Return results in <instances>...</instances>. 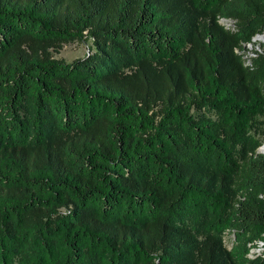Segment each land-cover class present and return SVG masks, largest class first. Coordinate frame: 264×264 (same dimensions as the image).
<instances>
[{"label":"trees","instance_id":"trees-1","mask_svg":"<svg viewBox=\"0 0 264 264\" xmlns=\"http://www.w3.org/2000/svg\"><path fill=\"white\" fill-rule=\"evenodd\" d=\"M263 28L264 0H0V264H264Z\"/></svg>","mask_w":264,"mask_h":264},{"label":"rangeland","instance_id":"rangeland-1","mask_svg":"<svg viewBox=\"0 0 264 264\" xmlns=\"http://www.w3.org/2000/svg\"><path fill=\"white\" fill-rule=\"evenodd\" d=\"M226 26H230V21L223 22ZM264 32H261L263 34ZM90 41H80L63 44L61 49L58 52L53 53V57L60 58L66 62H70L73 59L83 57L87 52H89ZM264 47V41L256 39L249 44L244 45V49L239 51L244 54L250 55L252 52L259 50ZM245 56V55H244ZM264 140L262 141V144ZM224 241L226 245H229V237L225 235ZM255 251L262 252L264 251V239L258 240L256 242Z\"/></svg>","mask_w":264,"mask_h":264},{"label":"water","instance_id":"water-1","mask_svg":"<svg viewBox=\"0 0 264 264\" xmlns=\"http://www.w3.org/2000/svg\"><path fill=\"white\" fill-rule=\"evenodd\" d=\"M262 32H264V28H263V31ZM264 34V33H263ZM263 34H261V33H259V34H255L252 38H251V40L253 41V40H256V39H261V36L263 35ZM264 145V143L263 144H261L260 146H258V148H257V152H259V153H263L264 154V150H261V148H262V146Z\"/></svg>","mask_w":264,"mask_h":264},{"label":"bare ground","instance_id":"bare-ground-1","mask_svg":"<svg viewBox=\"0 0 264 264\" xmlns=\"http://www.w3.org/2000/svg\"><path fill=\"white\" fill-rule=\"evenodd\" d=\"M260 40L264 41V34L261 36ZM261 150H264V145L262 146Z\"/></svg>","mask_w":264,"mask_h":264},{"label":"built area","instance_id":"built-area-1","mask_svg":"<svg viewBox=\"0 0 264 264\" xmlns=\"http://www.w3.org/2000/svg\"><path fill=\"white\" fill-rule=\"evenodd\" d=\"M252 251H255L254 249Z\"/></svg>","mask_w":264,"mask_h":264}]
</instances>
